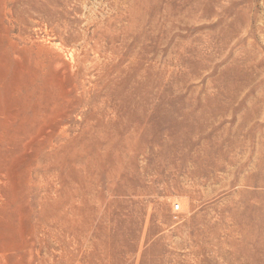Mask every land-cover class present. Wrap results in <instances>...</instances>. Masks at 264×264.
<instances>
[{"label":"rangeland","instance_id":"rangeland-1","mask_svg":"<svg viewBox=\"0 0 264 264\" xmlns=\"http://www.w3.org/2000/svg\"><path fill=\"white\" fill-rule=\"evenodd\" d=\"M0 264H264V0H0Z\"/></svg>","mask_w":264,"mask_h":264},{"label":"built area","instance_id":"built-area-1","mask_svg":"<svg viewBox=\"0 0 264 264\" xmlns=\"http://www.w3.org/2000/svg\"><path fill=\"white\" fill-rule=\"evenodd\" d=\"M178 210H179V205H175V206L173 207V211L177 212Z\"/></svg>","mask_w":264,"mask_h":264}]
</instances>
